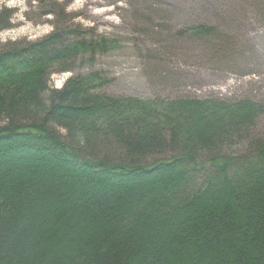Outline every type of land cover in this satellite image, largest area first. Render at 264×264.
Returning a JSON list of instances; mask_svg holds the SVG:
<instances>
[{
    "label": "trees",
    "instance_id": "trees-1",
    "mask_svg": "<svg viewBox=\"0 0 264 264\" xmlns=\"http://www.w3.org/2000/svg\"><path fill=\"white\" fill-rule=\"evenodd\" d=\"M38 1L53 31L0 49V264H264V96H113L98 72L53 88L55 66L110 40ZM219 30L165 41L221 55ZM170 50L150 53L161 79Z\"/></svg>",
    "mask_w": 264,
    "mask_h": 264
},
{
    "label": "rangeland",
    "instance_id": "rangeland-1",
    "mask_svg": "<svg viewBox=\"0 0 264 264\" xmlns=\"http://www.w3.org/2000/svg\"><path fill=\"white\" fill-rule=\"evenodd\" d=\"M55 1L65 7L74 24L110 43L107 51L82 54L55 66L49 84L53 88L60 89L72 76L98 72L109 80L104 92L113 96L148 100L177 94L199 99L264 96L260 0ZM1 8L13 9L15 15L13 28L0 32V49L16 41L40 40L53 31L54 17L46 15L47 8L38 0H0ZM203 22L220 26V34L231 40L226 43L227 52L217 55L177 37L172 43L165 41ZM167 48L173 54L162 79L172 75L174 89H166L160 77L164 68L153 70L150 65L151 54Z\"/></svg>",
    "mask_w": 264,
    "mask_h": 264
}]
</instances>
